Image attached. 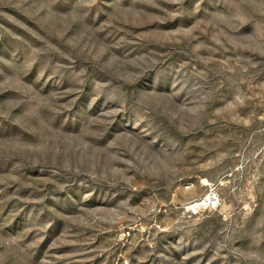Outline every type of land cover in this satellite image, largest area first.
Masks as SVG:
<instances>
[{"label":"rangeland","instance_id":"rangeland-1","mask_svg":"<svg viewBox=\"0 0 264 264\" xmlns=\"http://www.w3.org/2000/svg\"><path fill=\"white\" fill-rule=\"evenodd\" d=\"M0 264H264V0H0Z\"/></svg>","mask_w":264,"mask_h":264},{"label":"bare ground","instance_id":"bare-ground-1","mask_svg":"<svg viewBox=\"0 0 264 264\" xmlns=\"http://www.w3.org/2000/svg\"><path fill=\"white\" fill-rule=\"evenodd\" d=\"M212 201V196L210 194L206 195V197L198 199L195 201V204L199 207L206 205L208 202Z\"/></svg>","mask_w":264,"mask_h":264},{"label":"built area","instance_id":"built-area-1","mask_svg":"<svg viewBox=\"0 0 264 264\" xmlns=\"http://www.w3.org/2000/svg\"><path fill=\"white\" fill-rule=\"evenodd\" d=\"M199 206H197L196 204H195V202H193V203H191L190 205H189V210H191V211H193V212H197L198 210H199ZM127 234L129 235L130 233L129 232H127Z\"/></svg>","mask_w":264,"mask_h":264}]
</instances>
